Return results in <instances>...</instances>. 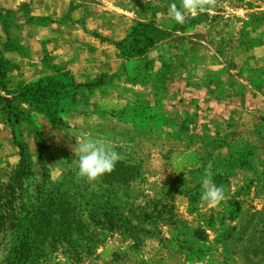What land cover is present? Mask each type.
<instances>
[{
	"label": "rangeland",
	"instance_id": "374dc122",
	"mask_svg": "<svg viewBox=\"0 0 264 264\" xmlns=\"http://www.w3.org/2000/svg\"><path fill=\"white\" fill-rule=\"evenodd\" d=\"M173 2L0 0V96L17 107L0 100V264H264V0H217L184 25ZM38 80L47 104L14 93ZM77 132L125 160L77 180ZM209 161L216 207L200 199ZM68 207L77 225L54 251L13 260L17 219ZM44 223L38 243L57 231Z\"/></svg>",
	"mask_w": 264,
	"mask_h": 264
},
{
	"label": "clouds",
	"instance_id": "9594fccd",
	"mask_svg": "<svg viewBox=\"0 0 264 264\" xmlns=\"http://www.w3.org/2000/svg\"><path fill=\"white\" fill-rule=\"evenodd\" d=\"M217 0H180L177 3H170L168 6V17L175 23L184 25L187 19L195 17L213 8ZM76 144L72 147L75 155L76 178L85 180L89 184L97 182L105 174L115 170L117 163L125 160V156L117 151L123 144H116L101 137H95L88 133H75ZM213 163L209 161L205 167L201 180L202 202L212 207L218 206L225 200V190L217 186L213 181ZM38 177L25 178V185L34 184Z\"/></svg>",
	"mask_w": 264,
	"mask_h": 264
},
{
	"label": "trees",
	"instance_id": "16d2710c",
	"mask_svg": "<svg viewBox=\"0 0 264 264\" xmlns=\"http://www.w3.org/2000/svg\"><path fill=\"white\" fill-rule=\"evenodd\" d=\"M8 65H10L9 61L7 59H4L3 57H0V77L2 78L6 77L7 72L10 70V67H8ZM42 82H43L42 80H38L33 83L23 84V86L18 91H15L14 93L16 94V96L18 95H21L22 97L30 96L33 100L37 102V104L38 103L47 104V103H44L46 102L44 101V99H45V91L48 89L47 88L48 84L43 85ZM1 87L3 88V90L6 91L7 94L12 93V91H9L6 89L4 83H1ZM59 90H62V89H59ZM58 93H60V91L57 90L55 94H58ZM14 98L16 97H13L10 99L7 96L6 97L0 96V100L6 101V107L11 110H15L17 108L16 105H12V101L14 100ZM46 110L48 111V105L46 106ZM19 112L21 113L22 111H14L12 113V115L15 118V121H17L19 118L18 117ZM19 146L21 148V153H20L21 160L18 165V169L24 170V172L27 174L30 172L29 163L27 162L26 156L23 153L22 146L20 144ZM59 195L56 192V193L51 194V197L57 200ZM56 202L57 201H54V203L52 204H55ZM57 208H59V206H57ZM71 210L72 209L68 207L66 209V212H69V214L60 216L61 214L58 212V209H56L55 210L57 212L56 218L54 219L52 218V220L51 219L44 220L43 217L38 216L37 218L34 215H30L29 217H27V220L20 219V218L17 219L19 222L18 226L21 228V230H19L20 232L17 235H14L15 243H14V248H13V253H14L13 260H17L21 262L25 261L29 253L36 254L38 252L37 250L38 246H41L42 248H48L50 252L54 251L55 244H57L58 242H62L63 241L62 238L66 236V232L65 233L64 231L62 232L61 224L67 225V227H70V228H73L77 225L76 220L70 217L71 212H72ZM105 214H106L105 216L107 217L103 218V220L100 222L94 221V223L102 224V228H106L110 230L111 228L114 227L115 221L112 217L108 216V213H105ZM44 221H45L44 225H47L48 223L50 224L55 223L57 225L55 227L57 231H55V233L52 232L50 234H44L40 238L42 243H38V232H36L35 230L40 226V223ZM77 222L80 223L79 220ZM55 228H53V231Z\"/></svg>",
	"mask_w": 264,
	"mask_h": 264
}]
</instances>
